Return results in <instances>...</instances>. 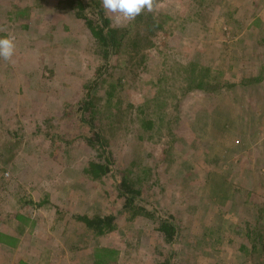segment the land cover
<instances>
[{"label": "rangeland", "instance_id": "rangeland-1", "mask_svg": "<svg viewBox=\"0 0 264 264\" xmlns=\"http://www.w3.org/2000/svg\"><path fill=\"white\" fill-rule=\"evenodd\" d=\"M157 2L155 46L126 47L96 91L113 159L95 179L85 169L105 160L78 109L99 43L67 0H0V36L17 44L0 59V264H264V78L251 79L264 77V0ZM202 67L227 79L222 93L187 89ZM121 170L157 218L131 217ZM78 214L116 228L96 235ZM160 218L178 227L171 244Z\"/></svg>", "mask_w": 264, "mask_h": 264}, {"label": "trees", "instance_id": "trees-1", "mask_svg": "<svg viewBox=\"0 0 264 264\" xmlns=\"http://www.w3.org/2000/svg\"><path fill=\"white\" fill-rule=\"evenodd\" d=\"M67 3L70 9L75 12L76 17L85 22V25L89 28L93 37H95L99 43L98 50L104 57V63L96 69L95 81L84 87V99L78 109V115L80 117L79 122L82 124V132H85V140L88 144L97 148L101 153V157L105 160L104 162L92 160L85 169V172L88 175L92 178L98 179L102 176L110 174L112 170L110 166L113 158H111L112 153L106 155V153H108V141L103 134L104 129L100 122L101 114L98 109L99 104H97V101H99L101 97L96 91L104 76L107 73L110 74V68L112 67V61L110 63V60H117L126 47H131L134 51L133 54L135 55L140 54L144 50L153 48L161 31L164 29V24L162 19H159L154 15V13L144 12L131 22V26L114 27L111 20L105 16L100 0H67ZM257 21H259V18L256 19L255 22ZM98 50L96 51L98 52ZM203 68L204 67H202V69ZM203 71H201L197 76L195 72H193L192 77L189 79L190 86L187 88L188 90H204L211 96V94L214 95L215 93H222L224 91L223 89L225 87L227 88L228 84L226 78L221 79L219 75H212L209 68H204ZM262 78L264 77L251 76V79L253 80H260ZM122 79L123 77L120 75L117 78L118 83H121ZM242 80L247 81V76H243ZM223 81L226 82L223 83ZM242 82L241 85L246 86L245 82ZM236 85L237 84L235 83L233 86ZM239 85L240 84L237 86ZM229 87L231 86L229 85ZM113 95V90L107 91L106 100L111 102ZM226 107H231L233 110L232 106L228 105ZM86 125H89V130L92 131L91 136L89 137L88 133L90 132L87 130ZM147 125L149 127H153L155 125V121L149 119L147 121ZM120 172L122 176L118 186V191L126 200V208H129L132 212L131 217H135L137 215H147L151 218H157L154 215V212L149 211L147 208L135 205L136 197L138 194H141V190L135 186V183L130 180L129 176H127L124 171L121 170ZM76 219L81 221L86 229L93 231L96 235H103L116 228L114 215L102 216L78 214L76 215ZM158 223V229L164 242L170 244L173 243L177 238L178 227L168 219L160 218ZM160 264H172V262L170 258L166 257L160 262Z\"/></svg>", "mask_w": 264, "mask_h": 264}, {"label": "clouds", "instance_id": "clouds-1", "mask_svg": "<svg viewBox=\"0 0 264 264\" xmlns=\"http://www.w3.org/2000/svg\"><path fill=\"white\" fill-rule=\"evenodd\" d=\"M101 5L105 16L117 26L134 21L144 12L154 13L158 8L157 0H101ZM16 50V39L12 33L0 36V59L12 62Z\"/></svg>", "mask_w": 264, "mask_h": 264}]
</instances>
